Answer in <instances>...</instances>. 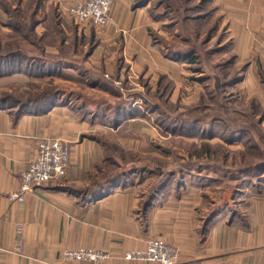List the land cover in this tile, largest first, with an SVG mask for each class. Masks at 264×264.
<instances>
[{"label": "rangeland", "instance_id": "1", "mask_svg": "<svg viewBox=\"0 0 264 264\" xmlns=\"http://www.w3.org/2000/svg\"><path fill=\"white\" fill-rule=\"evenodd\" d=\"M39 1L0 0V98L60 91L55 105L74 113L58 115L73 118L84 147L105 150L101 169L129 173L133 194L147 199L161 182L173 201L181 194L236 222L258 213L264 225V8H250L259 0H135L150 25L123 31L78 21L69 8L84 0H41L32 21ZM156 233L148 242L176 249Z\"/></svg>", "mask_w": 264, "mask_h": 264}, {"label": "crops", "instance_id": "2", "mask_svg": "<svg viewBox=\"0 0 264 264\" xmlns=\"http://www.w3.org/2000/svg\"><path fill=\"white\" fill-rule=\"evenodd\" d=\"M133 2L115 0L109 19L112 28L141 30L150 25L142 19L148 8H135ZM250 8L263 10L264 0ZM256 29L264 44V26L259 24ZM129 45L124 57L129 55ZM65 108L57 105L47 111L18 112L0 107V264H92L65 257L66 251L81 248L111 255L95 264H153L126 260L125 254L144 250L154 229L178 250L176 264H264V225L258 213L246 221V214L241 215L236 222L226 219L224 209L214 214L196 199L178 194L173 201L163 191L150 202L149 196L133 194L134 186L127 182L100 196L77 192L102 179L105 169L100 164L106 153L84 147L73 118L63 120L58 115L74 113L70 106ZM43 139L71 144L65 178L36 187L23 204L10 202L9 193L19 188L21 174Z\"/></svg>", "mask_w": 264, "mask_h": 264}, {"label": "built area", "instance_id": "3", "mask_svg": "<svg viewBox=\"0 0 264 264\" xmlns=\"http://www.w3.org/2000/svg\"><path fill=\"white\" fill-rule=\"evenodd\" d=\"M115 0H84L69 8V13L80 22H89L96 27L108 24ZM70 159V146L60 139L39 141L37 154L21 174L20 186L10 192L12 203L23 204L28 194L38 186L61 180L67 174ZM20 250V245H17ZM65 257L78 262L97 263L110 258L106 252L91 249H75L65 252ZM179 253L161 240H151L142 251H132L125 255L126 260L152 262L156 264H176Z\"/></svg>", "mask_w": 264, "mask_h": 264}, {"label": "trees", "instance_id": "4", "mask_svg": "<svg viewBox=\"0 0 264 264\" xmlns=\"http://www.w3.org/2000/svg\"><path fill=\"white\" fill-rule=\"evenodd\" d=\"M204 1H207V0H204ZM1 3V2H0ZM41 5H42V2L41 0L38 2L37 4V7H35V11H34V15L31 16L32 18V21L34 19V16H36V14L38 13L37 11V8H41ZM4 10L5 11H8L6 9V7H4ZM9 12V11H8ZM38 22H36L34 20V22L31 23L30 25V31L32 32L35 28V26L37 25ZM12 26L14 27V29L18 30L19 27L17 26V24H12ZM25 38L29 39L26 35H25ZM15 55L14 54H11L10 56H7L8 59H12ZM3 57V56H2ZM10 57V58H9ZM193 57V56H191ZM1 58V56H0ZM19 65H20V62H19ZM62 66L65 65V64H61ZM3 69V68H2ZM20 69V68H19ZM11 71H14L12 67H10L9 69V72ZM0 73H1V69H0ZM15 73V71H14ZM91 79V77H90ZM93 79V78H92ZM91 82V80H89V83ZM91 86L92 87H97L98 86V82L96 80H94L93 82H91ZM60 93V91H55L54 93L50 92V91H47V92H44V94L41 95V97H43V95L46 97V100L45 102H41L43 99H45V97L43 98H38L39 100H36L35 98H29L26 101H22V100H18L20 98H14L10 95L8 96H2L0 98V105H8V104H11L10 109H18L17 111L18 112H22V111H37V112H41V111H47L49 109H51L52 107L56 106L55 103L57 102V99L55 97H58L57 94ZM48 94V95H47ZM126 103H120L117 105V113H116V116H119L121 115V113L123 115H125L124 111L121 110L119 112V108L121 109H126ZM128 109V108H127ZM115 120L117 121L118 120V117L115 118ZM234 139H236L238 136L237 135H233L232 136ZM229 141H233L232 138H228ZM114 163H116V161H114ZM114 166L118 167V168H121V166L117 165V164H113ZM264 164H260V168H263ZM134 172V171H132ZM129 177V173L124 169H122L121 171H117L116 173L114 174H108L106 171H103V174H102V179L99 180V181H96L94 183V185L92 187H88V188H83L81 189V191H77V192H81V193H84V192H92L94 194V196H97V195H102L106 190L108 189H112L114 187H119L123 184H125L127 182V178ZM152 190L150 192V195H149V200L150 202L152 201V199L154 198V196L156 194H158L160 191H161V188H162V183L159 182V183H156L154 185H152ZM149 202V203H150ZM218 210L214 211V214L217 212Z\"/></svg>", "mask_w": 264, "mask_h": 264}]
</instances>
